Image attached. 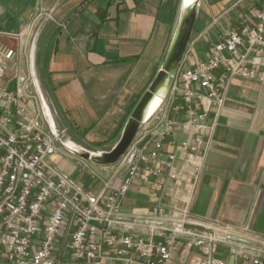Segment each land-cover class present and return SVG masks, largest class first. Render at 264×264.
Returning a JSON list of instances; mask_svg holds the SVG:
<instances>
[{
  "label": "crops",
  "instance_id": "obj_1",
  "mask_svg": "<svg viewBox=\"0 0 264 264\" xmlns=\"http://www.w3.org/2000/svg\"><path fill=\"white\" fill-rule=\"evenodd\" d=\"M200 2L192 37L197 56L264 8V0ZM183 4L184 0H0V41L18 52L15 68L0 85L15 90L20 81L14 76L25 78L21 87L30 96L25 97L28 108L40 113L56 139L48 162L91 197L109 179L119 182L117 166L88 164L69 147L101 151L114 146L163 61ZM175 116L181 118L183 112ZM213 120L216 125L190 212L264 238V82L232 78L224 107L218 115L210 113L209 121ZM191 138V133L177 131L175 143L167 146L178 155V169L184 152L177 142ZM79 166L97 181L77 176ZM155 204L147 187L135 184L124 210ZM74 230L70 220L60 231V243ZM4 251L0 264H15ZM217 256L229 264L241 262L223 247ZM55 259L56 264H84L61 245ZM100 264L126 263L109 259Z\"/></svg>",
  "mask_w": 264,
  "mask_h": 264
},
{
  "label": "built area",
  "instance_id": "obj_2",
  "mask_svg": "<svg viewBox=\"0 0 264 264\" xmlns=\"http://www.w3.org/2000/svg\"><path fill=\"white\" fill-rule=\"evenodd\" d=\"M194 45L191 40L166 98L115 164L119 182L109 179L96 197L48 162L56 139L28 108L25 78L14 76L20 81L15 90L0 85V252L8 261L56 264L61 245L84 264H229L217 256L220 247L241 260L235 264H264V238L190 212L216 125L210 113L224 107L232 78L264 82V8L201 56ZM17 54L0 41V80L15 68ZM177 131L192 134L177 142L184 152L179 169L178 155L167 150ZM135 184L147 187L154 206L124 210ZM70 220L75 230L60 243Z\"/></svg>",
  "mask_w": 264,
  "mask_h": 264
},
{
  "label": "water",
  "instance_id": "obj_3",
  "mask_svg": "<svg viewBox=\"0 0 264 264\" xmlns=\"http://www.w3.org/2000/svg\"><path fill=\"white\" fill-rule=\"evenodd\" d=\"M200 5V0L187 3L184 0L174 35L163 61L155 77L134 107L114 146L109 150L101 151H94L83 147H69L75 155L97 166H110L119 162L127 152L137 132L150 119L166 98L175 80L180 62L191 43L200 13ZM156 99H160V103L155 111L150 113L151 105Z\"/></svg>",
  "mask_w": 264,
  "mask_h": 264
},
{
  "label": "rangeland",
  "instance_id": "obj_4",
  "mask_svg": "<svg viewBox=\"0 0 264 264\" xmlns=\"http://www.w3.org/2000/svg\"><path fill=\"white\" fill-rule=\"evenodd\" d=\"M198 48V50H199V46L197 47ZM88 164L90 163V164H93V163H91V162H89V161H86ZM94 165V164H93ZM97 166V165H96ZM122 170H120V172H121ZM76 175L77 176H81V177H83V176H86V178H88V177H91L92 175L89 173V171L84 167H82V166H79L78 167V171H77V173H76ZM90 181H89V183H91V182H96L97 181V179L93 176V177H91L90 179H89Z\"/></svg>",
  "mask_w": 264,
  "mask_h": 264
},
{
  "label": "bare ground",
  "instance_id": "obj_5",
  "mask_svg": "<svg viewBox=\"0 0 264 264\" xmlns=\"http://www.w3.org/2000/svg\"><path fill=\"white\" fill-rule=\"evenodd\" d=\"M185 2L187 3V2H192V1H186L185 0ZM159 103H160V99H156L154 102H153V104L151 105V108H150V113L151 112H153V111H155V109L158 107V105H159ZM47 107V106H46ZM49 109V108H48ZM46 112V111H45ZM47 113V112H46ZM49 113H50V111H49ZM48 113V114H49ZM51 116V115H50ZM49 116V117H50ZM51 123H52V121H51ZM67 147H69V146H67Z\"/></svg>",
  "mask_w": 264,
  "mask_h": 264
}]
</instances>
